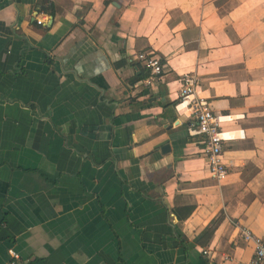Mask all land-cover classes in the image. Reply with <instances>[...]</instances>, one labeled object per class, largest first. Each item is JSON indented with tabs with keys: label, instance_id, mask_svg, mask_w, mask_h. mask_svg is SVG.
<instances>
[{
	"label": "crops",
	"instance_id": "0c3cea01",
	"mask_svg": "<svg viewBox=\"0 0 264 264\" xmlns=\"http://www.w3.org/2000/svg\"><path fill=\"white\" fill-rule=\"evenodd\" d=\"M184 74L243 133L221 180ZM242 229L264 239V0H0V264H238Z\"/></svg>",
	"mask_w": 264,
	"mask_h": 264
},
{
	"label": "built area",
	"instance_id": "2783aa9c",
	"mask_svg": "<svg viewBox=\"0 0 264 264\" xmlns=\"http://www.w3.org/2000/svg\"><path fill=\"white\" fill-rule=\"evenodd\" d=\"M136 58L145 71L146 76L143 81L147 86H152L163 79L165 69L159 57L148 51H141ZM195 85V79L191 74L182 75L178 100L180 104L184 103L188 107V112L194 117V122L188 129L189 136L199 139L210 175L221 180L227 175V167L222 160L223 144L227 140L242 137L243 133L240 131V134L236 135L233 132L223 131L220 125L225 121V117L214 113L204 99L195 96ZM241 236L244 240L252 242L253 254L248 261L238 264H264V239L248 229H242ZM10 254L14 259L18 258L14 251H10ZM224 259L228 260V256ZM10 264H15V261H11Z\"/></svg>",
	"mask_w": 264,
	"mask_h": 264
},
{
	"label": "trees",
	"instance_id": "16d2710c",
	"mask_svg": "<svg viewBox=\"0 0 264 264\" xmlns=\"http://www.w3.org/2000/svg\"><path fill=\"white\" fill-rule=\"evenodd\" d=\"M145 76H146V74L143 75V77H145ZM143 77H142V78H143Z\"/></svg>",
	"mask_w": 264,
	"mask_h": 264
}]
</instances>
